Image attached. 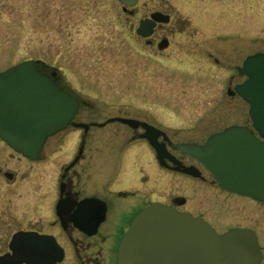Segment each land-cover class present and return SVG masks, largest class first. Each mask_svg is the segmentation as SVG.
<instances>
[{"label": "flooded vegetation", "instance_id": "obj_1", "mask_svg": "<svg viewBox=\"0 0 264 264\" xmlns=\"http://www.w3.org/2000/svg\"><path fill=\"white\" fill-rule=\"evenodd\" d=\"M189 1L118 3L123 17L113 22L115 31L126 39L128 85L147 89L174 79L179 88L191 87L187 81L202 85L219 69L221 80L226 77L217 84L225 95L221 105L201 113L193 123L165 126L161 111L151 110L150 101H91L63 85L54 68L38 65L42 74L77 100L78 107L67 127L46 139L36 159L17 153L0 139V264H117L119 244L130 222L152 203L201 217L213 227L203 213L186 208L182 196H161L156 191L167 172L249 199L221 189L201 163L176 146L203 145L231 127L244 129L264 143L246 92L251 59L264 56V39L259 36L264 32V0H224L220 21L215 9L210 19L203 20L197 4ZM191 101L194 106H209L208 99ZM146 126L157 131V143L171 158H164L163 164L145 139ZM184 136L199 140H174ZM58 155L63 161L54 160ZM152 194L159 196L151 198ZM263 218L259 211V230L254 232L259 264H264Z\"/></svg>", "mask_w": 264, "mask_h": 264}, {"label": "water", "instance_id": "obj_2", "mask_svg": "<svg viewBox=\"0 0 264 264\" xmlns=\"http://www.w3.org/2000/svg\"><path fill=\"white\" fill-rule=\"evenodd\" d=\"M117 1L132 6L137 0ZM252 61L246 70L251 78L247 101L254 126L264 137V56ZM39 64L27 60L0 73V139L30 159H36L49 136L67 127L78 107L76 99L38 70ZM237 93H242L240 88ZM146 129L145 139L160 164L171 159L157 143V131ZM176 149L201 163L221 188L264 203V143L244 129L231 127L202 146ZM183 172L196 176L190 169ZM118 252L117 264H259L261 260L251 230L236 228L220 235L200 217L159 203L150 204L132 220Z\"/></svg>", "mask_w": 264, "mask_h": 264}, {"label": "rangeland", "instance_id": "obj_3", "mask_svg": "<svg viewBox=\"0 0 264 264\" xmlns=\"http://www.w3.org/2000/svg\"><path fill=\"white\" fill-rule=\"evenodd\" d=\"M189 2L197 4L203 20L210 19L212 9L216 20H223L225 1ZM120 8L116 0H0V72L26 60H37L54 68L61 83L72 92L91 101L106 102L114 98L150 101L151 110H160L162 124L167 126L193 123L201 113L212 112L221 105L225 95L217 84L226 77L221 80L219 69L213 70L202 85L187 81L191 87L179 88L176 80L168 79L161 87L130 89L126 39L115 31L113 22L123 17ZM259 36L264 39V32ZM196 88L200 93L194 94ZM193 98L208 99L209 106H194ZM174 140L196 142L199 139L184 136ZM55 159L60 161L63 157L58 155ZM150 164H154L152 155ZM165 174L160 177L156 191L161 196L168 193L182 196L188 202L186 208L203 213L217 233L233 228L259 230L256 217L259 211L264 216V206L222 192L210 183H189L190 180ZM158 196L152 194L151 198Z\"/></svg>", "mask_w": 264, "mask_h": 264}]
</instances>
